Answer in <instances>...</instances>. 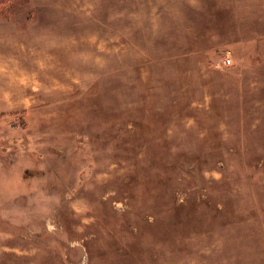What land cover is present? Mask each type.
<instances>
[{
	"label": "rangeland",
	"instance_id": "obj_1",
	"mask_svg": "<svg viewBox=\"0 0 264 264\" xmlns=\"http://www.w3.org/2000/svg\"><path fill=\"white\" fill-rule=\"evenodd\" d=\"M0 264H264V0H0Z\"/></svg>",
	"mask_w": 264,
	"mask_h": 264
}]
</instances>
